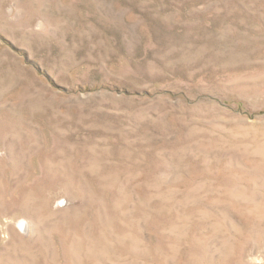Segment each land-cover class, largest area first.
<instances>
[{"label": "rangeland", "instance_id": "1", "mask_svg": "<svg viewBox=\"0 0 264 264\" xmlns=\"http://www.w3.org/2000/svg\"><path fill=\"white\" fill-rule=\"evenodd\" d=\"M0 264H264V0H0Z\"/></svg>", "mask_w": 264, "mask_h": 264}]
</instances>
